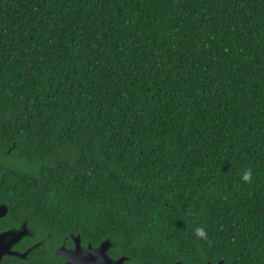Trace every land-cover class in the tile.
<instances>
[{
    "label": "trees",
    "instance_id": "1",
    "mask_svg": "<svg viewBox=\"0 0 264 264\" xmlns=\"http://www.w3.org/2000/svg\"><path fill=\"white\" fill-rule=\"evenodd\" d=\"M13 141L6 188L56 235L264 264V0H0Z\"/></svg>",
    "mask_w": 264,
    "mask_h": 264
},
{
    "label": "flooded vegetation",
    "instance_id": "2",
    "mask_svg": "<svg viewBox=\"0 0 264 264\" xmlns=\"http://www.w3.org/2000/svg\"><path fill=\"white\" fill-rule=\"evenodd\" d=\"M14 145L13 141L7 148L0 147V165ZM11 177L0 173V264H76L68 259L81 264H115L121 257L119 264H126L130 256L112 255L111 240L105 250L108 259L103 260L99 246L107 239L93 244L77 238L78 234H54L51 224L40 219L35 208L25 205L30 200L22 199V195L29 192L6 188V180ZM86 254L88 257H84Z\"/></svg>",
    "mask_w": 264,
    "mask_h": 264
},
{
    "label": "water",
    "instance_id": "3",
    "mask_svg": "<svg viewBox=\"0 0 264 264\" xmlns=\"http://www.w3.org/2000/svg\"><path fill=\"white\" fill-rule=\"evenodd\" d=\"M77 238H80L79 234L77 235ZM109 242H110V239H107V240L103 241V242L101 243V245L99 246L100 251L104 254V256H101V257H103V258H102L103 260L108 259V258H106L105 250H106V248L108 247ZM77 245H78V244H77ZM77 256H78V255H77ZM79 257H81V256H79ZM84 257H88L87 254L84 255ZM122 260H123V259H122V257H121L120 259L117 260V262H116L115 264H119L120 262H122ZM68 261L71 262V263H72V262H75L76 264H81L77 259H73V260L68 259ZM173 264H181V261H175ZM205 264H213V263H211V262H207V263H205ZM217 264H223V261L220 260V261H218Z\"/></svg>",
    "mask_w": 264,
    "mask_h": 264
},
{
    "label": "clouds",
    "instance_id": "4",
    "mask_svg": "<svg viewBox=\"0 0 264 264\" xmlns=\"http://www.w3.org/2000/svg\"><path fill=\"white\" fill-rule=\"evenodd\" d=\"M249 178H250V171H244L242 174V179L247 181ZM194 231L198 237H202L205 235V229L203 227H197L195 228Z\"/></svg>",
    "mask_w": 264,
    "mask_h": 264
}]
</instances>
